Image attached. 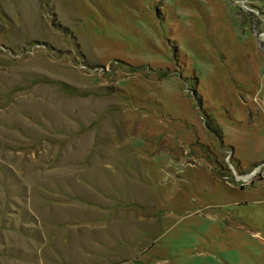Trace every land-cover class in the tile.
<instances>
[{"label": "rangeland", "instance_id": "rangeland-1", "mask_svg": "<svg viewBox=\"0 0 264 264\" xmlns=\"http://www.w3.org/2000/svg\"><path fill=\"white\" fill-rule=\"evenodd\" d=\"M0 264H264V0H0Z\"/></svg>", "mask_w": 264, "mask_h": 264}, {"label": "water", "instance_id": "water-1", "mask_svg": "<svg viewBox=\"0 0 264 264\" xmlns=\"http://www.w3.org/2000/svg\"><path fill=\"white\" fill-rule=\"evenodd\" d=\"M1 48L5 49V50H10L11 51V49L6 48L5 46H1Z\"/></svg>", "mask_w": 264, "mask_h": 264}]
</instances>
